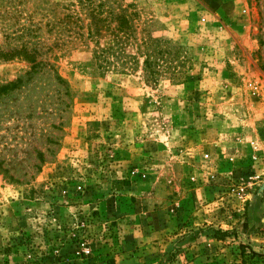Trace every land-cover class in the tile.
I'll list each match as a JSON object with an SVG mask.
<instances>
[{
    "label": "rangeland",
    "instance_id": "obj_1",
    "mask_svg": "<svg viewBox=\"0 0 264 264\" xmlns=\"http://www.w3.org/2000/svg\"><path fill=\"white\" fill-rule=\"evenodd\" d=\"M99 190L117 214L64 229L158 243L154 264H264V0H0V264H33L22 229Z\"/></svg>",
    "mask_w": 264,
    "mask_h": 264
},
{
    "label": "crops",
    "instance_id": "obj_2",
    "mask_svg": "<svg viewBox=\"0 0 264 264\" xmlns=\"http://www.w3.org/2000/svg\"><path fill=\"white\" fill-rule=\"evenodd\" d=\"M71 198L75 203L73 207L66 203L47 205L54 215L47 221L52 225L47 227L43 235L37 234L40 233V228L35 227L36 225L32 228L27 226L22 229V231L29 232L37 242L34 247L33 264H154L156 262L153 257L161 252V246L157 247L158 243L131 239L124 231L123 235L110 232L105 235L99 231L90 238L83 239L81 235L85 230L82 224L76 225L77 230L73 233L63 228L64 223L70 218L69 216H74V211L81 215L98 212L104 218L117 214V204L122 201L121 205H124L125 198L123 196L119 197L112 193L107 195L99 190ZM31 204L35 206L36 210L43 206L38 202H31ZM40 217L41 215L37 214L35 222L38 223ZM1 227H3L2 224L0 229H2ZM54 227L57 230L51 231V228ZM83 236L85 237V235Z\"/></svg>",
    "mask_w": 264,
    "mask_h": 264
},
{
    "label": "trees",
    "instance_id": "obj_3",
    "mask_svg": "<svg viewBox=\"0 0 264 264\" xmlns=\"http://www.w3.org/2000/svg\"><path fill=\"white\" fill-rule=\"evenodd\" d=\"M122 18H124V16L122 17L121 15L119 16V21H120V25L118 26L119 27V31L118 32H121L120 31V26L122 27V25L124 24V21L122 20ZM143 42L141 43L143 45V51H140V57L142 58V62H141V65H142V72L144 73V75H146V73H148L149 75H153V68H154V65H156V56L158 55H162L161 53V50L159 48V45L161 43V40L158 39V38H152L151 36L150 37H145V39L142 40ZM151 48V49H149ZM109 50V49H108ZM103 53V54H102ZM109 54H113V50H109V51H106V52H101V53H94L93 54V57H94V60L97 61V66L100 67V63L98 64L99 62V58L102 60L103 59V56L105 55H108ZM4 56V55H3ZM106 58V57H104ZM134 61V59H133ZM100 65V66H99ZM221 233V232H219Z\"/></svg>",
    "mask_w": 264,
    "mask_h": 264
},
{
    "label": "built area",
    "instance_id": "obj_4",
    "mask_svg": "<svg viewBox=\"0 0 264 264\" xmlns=\"http://www.w3.org/2000/svg\"><path fill=\"white\" fill-rule=\"evenodd\" d=\"M252 147H253L254 149L256 148V146H255V145H253Z\"/></svg>",
    "mask_w": 264,
    "mask_h": 264
}]
</instances>
